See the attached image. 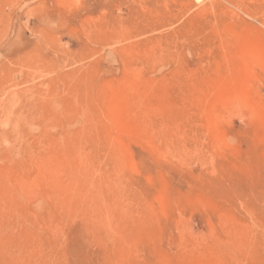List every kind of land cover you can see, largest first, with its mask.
I'll return each mask as SVG.
<instances>
[{
	"label": "rangeland",
	"instance_id": "374dc122",
	"mask_svg": "<svg viewBox=\"0 0 264 264\" xmlns=\"http://www.w3.org/2000/svg\"><path fill=\"white\" fill-rule=\"evenodd\" d=\"M0 264H264V0H0Z\"/></svg>",
	"mask_w": 264,
	"mask_h": 264
},
{
	"label": "bare ground",
	"instance_id": "6f19581e",
	"mask_svg": "<svg viewBox=\"0 0 264 264\" xmlns=\"http://www.w3.org/2000/svg\"><path fill=\"white\" fill-rule=\"evenodd\" d=\"M117 97H118V96H117ZM117 97H116V98H117ZM114 98H115V97H114ZM110 100H111V99H110ZM113 100H114V99H113ZM117 100L119 101L120 99L118 98ZM117 100H115V101H117ZM128 100H129V99H128ZM115 101H114V103H115ZM118 101L116 102L117 104H116V103H115V104H112V107H113V108H114L115 106L117 107V109L120 108L121 104H120ZM111 102H112V101H111ZM125 102H126V101H125ZM129 102H130V101H129ZM132 104H133V103H132ZM114 105H115V106H114ZM117 105H118V106H117ZM116 107H115V108H116ZM117 109H116V110H117ZM120 110H122V109H119V112H120ZM117 111H118V110H117ZM113 114H114V113H113Z\"/></svg>",
	"mask_w": 264,
	"mask_h": 264
}]
</instances>
